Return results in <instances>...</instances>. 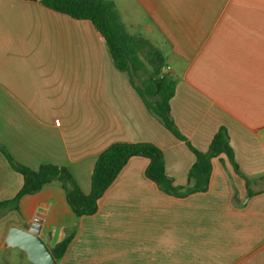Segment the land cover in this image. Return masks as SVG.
Returning <instances> with one entry per match:
<instances>
[{"label": "crops", "instance_id": "1", "mask_svg": "<svg viewBox=\"0 0 264 264\" xmlns=\"http://www.w3.org/2000/svg\"><path fill=\"white\" fill-rule=\"evenodd\" d=\"M113 1L129 34L158 50L177 80L170 108L180 133L207 152L226 128L240 173L222 155L206 192L176 198L147 178V158L134 157L98 212L79 221L63 187L46 184L0 219V264H30L7 246L12 226L50 249L76 230L58 264H264V0ZM141 142L161 149L175 186L188 184L195 154L148 110L91 22L0 0V144L10 155L33 170L65 167L88 194L101 153ZM23 184L0 152V203Z\"/></svg>", "mask_w": 264, "mask_h": 264}, {"label": "trees", "instance_id": "2", "mask_svg": "<svg viewBox=\"0 0 264 264\" xmlns=\"http://www.w3.org/2000/svg\"><path fill=\"white\" fill-rule=\"evenodd\" d=\"M39 2L46 8L65 14L76 20L91 22L97 32L105 39L116 68L130 75L135 89L141 95L148 110L177 139L187 143L196 156V162L189 171L188 184L177 187L167 176L163 152L156 145L148 142L115 143L101 153L94 165L91 177V191L84 193L71 172L65 167L52 164L42 165L33 170L18 163L0 144V152L4 155L12 169L24 178L23 187L10 200L0 203V219L7 211L19 212L20 200L26 195H33L50 183H59L66 192L67 202L78 221L83 217L93 216L98 212L99 201L115 182L118 175L134 157L149 160L146 176L153 181L159 190L176 198H186L209 189L213 171V159L226 156L237 173H240L235 161V154L230 144L226 128L222 127L214 136L207 152L198 151L178 130L170 108V101L176 92L177 80L163 73V56L142 38L129 34L126 30L113 0H25ZM149 48V50L146 49ZM147 51L146 61L141 52ZM140 80L141 85L136 84ZM248 186V184H247ZM249 191V195L253 193ZM76 230H73L51 249L57 262L65 257L72 244Z\"/></svg>", "mask_w": 264, "mask_h": 264}, {"label": "water", "instance_id": "3", "mask_svg": "<svg viewBox=\"0 0 264 264\" xmlns=\"http://www.w3.org/2000/svg\"><path fill=\"white\" fill-rule=\"evenodd\" d=\"M6 243L8 247L24 252L30 264H58L45 241L28 230L12 226Z\"/></svg>", "mask_w": 264, "mask_h": 264}, {"label": "built area", "instance_id": "4", "mask_svg": "<svg viewBox=\"0 0 264 264\" xmlns=\"http://www.w3.org/2000/svg\"><path fill=\"white\" fill-rule=\"evenodd\" d=\"M168 71H169V69H168V68H166L165 70H163V73H164V74H167V73H168Z\"/></svg>", "mask_w": 264, "mask_h": 264}]
</instances>
